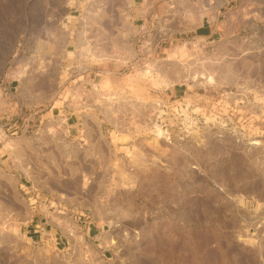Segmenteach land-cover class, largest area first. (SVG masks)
Returning <instances> with one entry per match:
<instances>
[{
	"label": "rangeland",
	"instance_id": "rangeland-1",
	"mask_svg": "<svg viewBox=\"0 0 264 264\" xmlns=\"http://www.w3.org/2000/svg\"><path fill=\"white\" fill-rule=\"evenodd\" d=\"M137 1L163 48L155 114L59 201L0 165V264H264V0Z\"/></svg>",
	"mask_w": 264,
	"mask_h": 264
},
{
	"label": "crops",
	"instance_id": "crops-1",
	"mask_svg": "<svg viewBox=\"0 0 264 264\" xmlns=\"http://www.w3.org/2000/svg\"><path fill=\"white\" fill-rule=\"evenodd\" d=\"M149 16L137 0H0L6 179L43 182L32 184L31 197L59 201L61 183L73 180L67 171L112 165L116 140L146 130L153 101L162 100V91L147 88L146 69H160L148 56L163 51ZM33 202L31 209L43 208ZM59 227L49 217L31 222L34 232Z\"/></svg>",
	"mask_w": 264,
	"mask_h": 264
}]
</instances>
